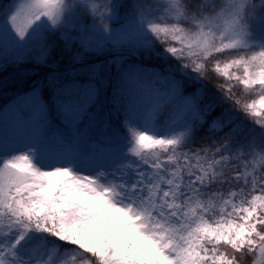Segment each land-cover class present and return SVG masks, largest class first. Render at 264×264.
<instances>
[{
  "label": "snow or ice",
  "instance_id": "1",
  "mask_svg": "<svg viewBox=\"0 0 264 264\" xmlns=\"http://www.w3.org/2000/svg\"><path fill=\"white\" fill-rule=\"evenodd\" d=\"M28 65L0 264H264V0H0Z\"/></svg>",
  "mask_w": 264,
  "mask_h": 264
},
{
  "label": "trees",
  "instance_id": "2",
  "mask_svg": "<svg viewBox=\"0 0 264 264\" xmlns=\"http://www.w3.org/2000/svg\"><path fill=\"white\" fill-rule=\"evenodd\" d=\"M44 74V69L36 65H28L22 69L9 68L7 73H0V80L7 81L6 90H0V106L11 102L15 93L27 91L33 81L39 80Z\"/></svg>",
  "mask_w": 264,
  "mask_h": 264
}]
</instances>
